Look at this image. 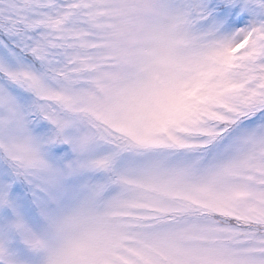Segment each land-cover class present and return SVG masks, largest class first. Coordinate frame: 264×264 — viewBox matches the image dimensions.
Returning <instances> with one entry per match:
<instances>
[{
	"label": "snow or ice",
	"instance_id": "snow-or-ice-1",
	"mask_svg": "<svg viewBox=\"0 0 264 264\" xmlns=\"http://www.w3.org/2000/svg\"><path fill=\"white\" fill-rule=\"evenodd\" d=\"M0 264H264V0H0Z\"/></svg>",
	"mask_w": 264,
	"mask_h": 264
}]
</instances>
